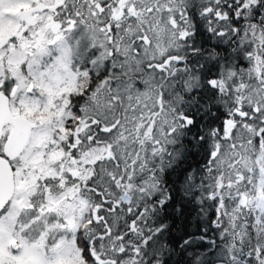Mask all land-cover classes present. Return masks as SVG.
<instances>
[{
	"label": "snow or ice",
	"instance_id": "6c2138e0",
	"mask_svg": "<svg viewBox=\"0 0 264 264\" xmlns=\"http://www.w3.org/2000/svg\"><path fill=\"white\" fill-rule=\"evenodd\" d=\"M0 264H264V0H0Z\"/></svg>",
	"mask_w": 264,
	"mask_h": 264
}]
</instances>
